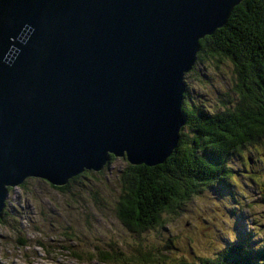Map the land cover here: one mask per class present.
Here are the masks:
<instances>
[{
  "label": "water",
  "instance_id": "1",
  "mask_svg": "<svg viewBox=\"0 0 264 264\" xmlns=\"http://www.w3.org/2000/svg\"><path fill=\"white\" fill-rule=\"evenodd\" d=\"M240 1L0 0V213L26 178L162 163L184 74Z\"/></svg>",
  "mask_w": 264,
  "mask_h": 264
},
{
  "label": "rangeland",
  "instance_id": "2",
  "mask_svg": "<svg viewBox=\"0 0 264 264\" xmlns=\"http://www.w3.org/2000/svg\"><path fill=\"white\" fill-rule=\"evenodd\" d=\"M185 74L189 98L185 103H193L206 113L219 101L225 102L223 94H230L228 88L235 78L227 61L216 67L196 62L187 77ZM230 95L234 102L235 94ZM259 141L243 145L224 159L230 173L222 181L199 186L175 213H161V226L137 234L129 232L113 210L112 201L117 196L114 174L124 166L121 158L114 157L91 180L73 181L65 192L37 178L25 179L24 188L7 189L6 213L0 224V264H106L97 261L98 250L117 248L128 254L138 245L163 250L170 260L195 263L199 258H215L229 244L241 243L250 250L249 258L253 250L264 247V206L259 196V184L264 181V145ZM246 156L252 159L250 166ZM64 228L70 229L71 238L61 234ZM20 236L25 239L24 246L15 241Z\"/></svg>",
  "mask_w": 264,
  "mask_h": 264
},
{
  "label": "trees",
  "instance_id": "3",
  "mask_svg": "<svg viewBox=\"0 0 264 264\" xmlns=\"http://www.w3.org/2000/svg\"><path fill=\"white\" fill-rule=\"evenodd\" d=\"M220 61L222 64L227 61L232 66L235 78L232 77L228 90L235 94L234 102L230 100L233 95L225 92V102L219 101L216 108L213 106L212 111L206 113L193 103H185L184 99L186 102L189 99L186 84L180 107L184 122L169 156L152 166L133 165L118 157L124 160V166L114 174L117 196L112 204L115 217L129 232L137 234L161 226V213H175L184 200L200 190L199 186L222 181L230 173L224 165L228 155L258 140L264 145V0H242L235 5L224 25L214 29L200 44L194 64L205 62L216 67ZM184 129L187 132H183ZM107 157L99 171L83 170L60 187L47 184L58 192H65L72 187L73 181L79 178L91 180L92 175L101 174L114 159L112 155ZM247 157H244L246 163ZM24 184L25 179L18 186L24 188ZM89 196L96 201L93 194ZM259 196L264 206V181L259 184ZM4 205L0 224L6 213ZM69 230L64 228L61 234L64 237L69 234L67 238H71ZM15 241L19 246L25 245L21 236ZM235 244L224 247L213 259L203 257L195 263L170 260L163 250L142 249L140 245L133 253L124 254L117 248L100 249L95 256L97 261L106 264H264V247L253 250L254 254L248 258L250 250L241 243ZM39 247L43 248L42 245ZM62 249L68 255L72 252L66 247Z\"/></svg>",
  "mask_w": 264,
  "mask_h": 264
}]
</instances>
